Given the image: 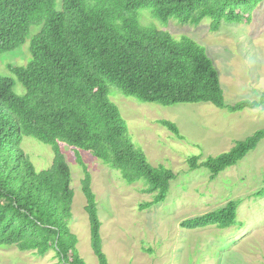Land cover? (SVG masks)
I'll list each match as a JSON object with an SVG mask.
<instances>
[{"label": "trees", "instance_id": "obj_1", "mask_svg": "<svg viewBox=\"0 0 264 264\" xmlns=\"http://www.w3.org/2000/svg\"><path fill=\"white\" fill-rule=\"evenodd\" d=\"M264 0H0V63L4 55L29 42L25 64L0 71V246L45 255L54 250L61 264H86L70 228L74 191L71 169L60 143L90 152L121 172L128 183L142 181L163 202L177 174L154 166L137 147L110 85L128 96L162 105L211 102L232 112L262 105L242 99L227 105L218 68L203 45L183 35L141 23L139 11L167 21L174 17L197 25L211 20L251 23ZM36 29V30H35ZM176 136V123L160 119ZM33 137L53 148L52 164L38 170L22 147ZM264 139V127L216 156L188 158L190 169L205 167L216 178L236 165ZM90 222L91 246L99 264H109L103 250L98 202L89 168L77 151ZM263 196L264 188L256 192ZM239 199L183 219V228H220L236 223Z\"/></svg>", "mask_w": 264, "mask_h": 264}, {"label": "rangeland", "instance_id": "obj_2", "mask_svg": "<svg viewBox=\"0 0 264 264\" xmlns=\"http://www.w3.org/2000/svg\"><path fill=\"white\" fill-rule=\"evenodd\" d=\"M63 0H57L60 8ZM149 8L139 11L141 23L170 33L187 35L203 45L215 62L227 105L242 99L260 100L264 93V1L253 12L251 23H222L211 30L210 18L199 24L183 23L171 17H155ZM36 30V29H35ZM29 42L3 56L0 71L8 65L25 64ZM110 98L120 109L134 144L143 149L154 166L165 165L176 174L163 202L142 208L154 199L142 181L128 183L90 152L61 142L74 191L71 230L86 264H99L91 246L90 222L82 190L84 171L77 151L92 176L98 202L103 250L109 264H264V139L236 165L210 177L205 167L190 169L192 155L216 156L229 151L237 140L264 127L262 105L232 112L211 102L162 105L125 95L110 85ZM176 123L184 137L176 136L159 122ZM38 170L48 168L54 157L51 145L33 137L22 142ZM239 199L236 223L225 228L209 225L183 228V219L223 207ZM0 264H61L54 250L45 255L22 251L15 245L0 246Z\"/></svg>", "mask_w": 264, "mask_h": 264}]
</instances>
